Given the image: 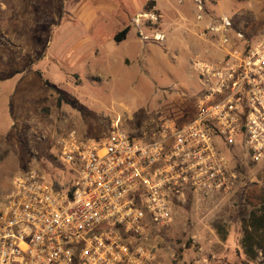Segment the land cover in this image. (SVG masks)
<instances>
[{
	"label": "rangeland",
	"instance_id": "374dc122",
	"mask_svg": "<svg viewBox=\"0 0 264 264\" xmlns=\"http://www.w3.org/2000/svg\"><path fill=\"white\" fill-rule=\"evenodd\" d=\"M262 35L264 0H0V200L35 166L68 171L57 139L69 129L100 138L112 120L139 135L187 121L204 93L191 59ZM233 163L232 193L191 198L150 235L153 264H264L263 251L251 260L241 245L264 161Z\"/></svg>",
	"mask_w": 264,
	"mask_h": 264
},
{
	"label": "built area",
	"instance_id": "2783aa9c",
	"mask_svg": "<svg viewBox=\"0 0 264 264\" xmlns=\"http://www.w3.org/2000/svg\"><path fill=\"white\" fill-rule=\"evenodd\" d=\"M228 43L191 59L204 93L187 121L139 135L112 120L100 138L69 129L57 139L66 173L16 176L0 200V264H153V232L193 197L232 193L239 154L264 161V35Z\"/></svg>",
	"mask_w": 264,
	"mask_h": 264
},
{
	"label": "trees",
	"instance_id": "16d2710c",
	"mask_svg": "<svg viewBox=\"0 0 264 264\" xmlns=\"http://www.w3.org/2000/svg\"><path fill=\"white\" fill-rule=\"evenodd\" d=\"M153 4L154 2L150 3V5ZM129 32L130 27L123 29L115 36L116 42L124 41ZM236 169L240 175L237 166ZM250 198L248 205L255 207V209L252 211L248 224L243 230L244 236L241 245L243 246L247 257L251 260H255L259 255V251L264 252V187L260 188V190H256Z\"/></svg>",
	"mask_w": 264,
	"mask_h": 264
},
{
	"label": "crops",
	"instance_id": "0c3cea01",
	"mask_svg": "<svg viewBox=\"0 0 264 264\" xmlns=\"http://www.w3.org/2000/svg\"><path fill=\"white\" fill-rule=\"evenodd\" d=\"M127 36H128V35H127ZM125 40H126V39H125ZM206 42H208V40H206ZM208 43H209V42H208ZM215 50H216L217 52L214 53V55H212V56L217 57V55H219V54H218V49H217V47L215 48ZM210 53H211V52H210ZM206 54H207V53H206ZM206 56H207V57L209 56L210 58H212L209 54H207ZM214 57H213V58H214Z\"/></svg>",
	"mask_w": 264,
	"mask_h": 264
}]
</instances>
